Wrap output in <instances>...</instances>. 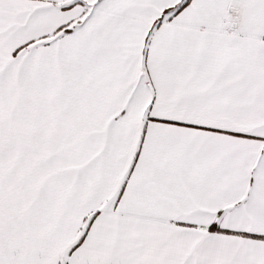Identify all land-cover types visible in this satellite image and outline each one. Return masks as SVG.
Listing matches in <instances>:
<instances>
[{
    "label": "crops",
    "instance_id": "1",
    "mask_svg": "<svg viewBox=\"0 0 264 264\" xmlns=\"http://www.w3.org/2000/svg\"><path fill=\"white\" fill-rule=\"evenodd\" d=\"M0 264H264V0H0Z\"/></svg>",
    "mask_w": 264,
    "mask_h": 264
},
{
    "label": "built area",
    "instance_id": "2",
    "mask_svg": "<svg viewBox=\"0 0 264 264\" xmlns=\"http://www.w3.org/2000/svg\"><path fill=\"white\" fill-rule=\"evenodd\" d=\"M223 22L225 24V29L228 30H232L236 24L234 20H229V19H225Z\"/></svg>",
    "mask_w": 264,
    "mask_h": 264
},
{
    "label": "rangeland",
    "instance_id": "3",
    "mask_svg": "<svg viewBox=\"0 0 264 264\" xmlns=\"http://www.w3.org/2000/svg\"><path fill=\"white\" fill-rule=\"evenodd\" d=\"M48 102V99H46V103ZM46 103H45V105H46ZM49 103V102H48Z\"/></svg>",
    "mask_w": 264,
    "mask_h": 264
}]
</instances>
